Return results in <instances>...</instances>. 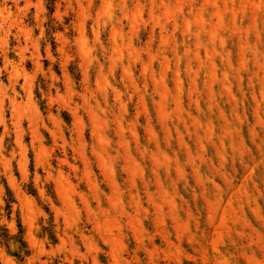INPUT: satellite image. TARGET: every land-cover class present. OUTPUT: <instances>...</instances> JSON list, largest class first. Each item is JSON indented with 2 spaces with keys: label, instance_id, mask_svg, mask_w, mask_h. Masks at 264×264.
I'll return each mask as SVG.
<instances>
[{
  "label": "clouds",
  "instance_id": "clouds-1",
  "mask_svg": "<svg viewBox=\"0 0 264 264\" xmlns=\"http://www.w3.org/2000/svg\"><path fill=\"white\" fill-rule=\"evenodd\" d=\"M52 15L0 0V262L264 264V0Z\"/></svg>",
  "mask_w": 264,
  "mask_h": 264
},
{
  "label": "rangeland",
  "instance_id": "rangeland-1",
  "mask_svg": "<svg viewBox=\"0 0 264 264\" xmlns=\"http://www.w3.org/2000/svg\"><path fill=\"white\" fill-rule=\"evenodd\" d=\"M58 3H60V0H45V6L48 9V20H47V23L44 25L45 37H44V40L41 41V55H44V48L49 44L52 46L53 55H57L56 50L59 47V44L54 39V34H56L57 32H63L65 28H67L68 31L66 34L69 36V38H72L75 35L74 31L72 30V21L74 20V17L69 16L65 18L64 24L62 25L58 24L57 21L54 19L52 14L55 11V5ZM61 10H63V5H61ZM25 23L30 26L35 27L32 12H29ZM145 35L146 34L144 33L141 34L142 40ZM45 66L47 67V61H45ZM28 67H29V70H31V67H32L31 64H29ZM70 72L74 77L77 76L78 68H77L76 61H73L70 67ZM65 118L67 119V117ZM30 159H31V154H30ZM0 183L5 184V189L7 193L6 203L8 205H10L11 203H14L15 199H14L13 193L11 192L10 189H8V186L6 182L4 181L3 177H0ZM27 190L31 195L33 196L37 195L34 189H32L31 185L28 186ZM5 211L10 213L11 211L10 207L6 208ZM45 211H47V208H45ZM17 224L19 225V214H17ZM0 238H6V232L3 228H0ZM148 257H149V264H150L151 254H148ZM165 259H168V257L165 256ZM0 264H3V262H0ZM202 264H206V262L202 261Z\"/></svg>",
  "mask_w": 264,
  "mask_h": 264
}]
</instances>
